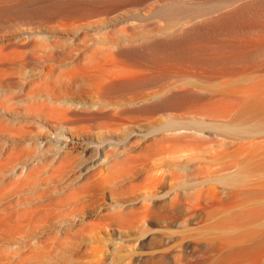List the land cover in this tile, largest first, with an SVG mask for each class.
Instances as JSON below:
<instances>
[{
    "label": "rangeland",
    "instance_id": "1",
    "mask_svg": "<svg viewBox=\"0 0 264 264\" xmlns=\"http://www.w3.org/2000/svg\"><path fill=\"white\" fill-rule=\"evenodd\" d=\"M176 14L161 23L192 16ZM122 16L0 25V264H264V108L208 117L224 106L216 90L228 77L215 86L169 75L102 93L95 80L107 72L88 73L108 57L102 47L144 33ZM119 54L115 69L151 72ZM258 67L252 81L264 79ZM183 84L194 93L178 110L158 105ZM61 102L81 109L69 125L49 121Z\"/></svg>",
    "mask_w": 264,
    "mask_h": 264
},
{
    "label": "bare ground",
    "instance_id": "2",
    "mask_svg": "<svg viewBox=\"0 0 264 264\" xmlns=\"http://www.w3.org/2000/svg\"><path fill=\"white\" fill-rule=\"evenodd\" d=\"M145 6L150 7L151 13L154 11L158 12V10L161 11L162 8H164V10L162 9L159 15H154L152 17H148L147 15V17H144L143 15L139 17L132 16L133 13L137 15L138 13L136 12L145 8ZM119 12H121V14ZM178 12H181L182 14L185 13V17L186 14L192 16H188L189 18L181 22L176 21L177 23L170 21L164 24L161 23V20L165 17L170 18L171 15ZM114 13L119 15H122L123 13L121 18L125 20L124 27L127 31L134 32L133 30L135 29H142L144 30V33L137 44L132 41H126L127 43L119 42L112 46L104 45L102 47L103 49L100 52L101 57L104 54L105 56L108 55V57L102 62L96 64L88 71V73L95 77L97 76L96 78H98L99 75H104V73L107 72L103 78L99 79H102L101 82L98 80L100 82L99 84L97 83L98 81L94 79L96 85L102 86L103 91L105 90L102 92L104 94L106 91L107 93L111 92L110 94H112L113 91H121V89H126L130 86L132 88L137 86L140 88L139 85L143 83L146 85L150 81L162 79L160 82H163V78L169 75H175L174 77L178 76V79H183V77L185 78L186 76L191 77L193 80L196 79V82L199 80H209V82L214 83L210 79H216L218 77H224V80H220L219 83L225 81V77H228V80H226L228 83H230L229 79L231 77L234 82H239L241 79L244 80L249 76L250 78L247 80L253 78L250 75L251 73L255 72V74H258L254 69L257 67L259 71L258 66L264 65V0H0V25L2 26L4 24L6 26L8 24H14L19 21H36L41 24L51 25V27L54 26V28L56 27L57 29V25L60 28L61 25L66 27V24H77L78 26V24L84 20L89 19L90 21L92 17H97L96 19L99 17H101V19H109L112 18ZM178 15L176 14V16ZM176 16H173V18L176 19ZM132 17L136 20H132ZM179 17L177 18L179 19ZM166 21H168V19ZM72 27L74 26H71V28ZM29 31L27 30L26 32ZM32 37L30 36L31 39ZM31 39H29V41H31ZM19 44L21 45L22 43ZM19 53L20 52H18V54ZM117 53H120V56L123 53L126 54L128 62L131 64L141 63L145 58L148 64L146 63L147 65L145 64V66L143 63L142 65L144 68L148 67L149 70L151 69V72L148 73L149 71L147 69V74H144L142 68L141 70L143 72L141 71V73H138V71V75H135L136 72L133 75H130L133 73L130 72V70L128 71L130 73L127 74L128 72L126 68H128L130 64L128 66L125 64L127 66L124 68L126 71H120L119 69L122 67L119 69L116 68L118 69L116 70V66H122L121 64H123V60L119 63L117 61L118 58L113 59V55ZM13 54H16V56L18 55L15 52H13ZM20 55H22V52ZM112 59L116 60V63L112 62ZM0 60H2L1 57ZM126 60L124 61L126 62ZM2 64L3 63H1L0 67ZM112 65H114V70L110 68L113 67ZM130 67H133V65ZM136 68L134 69L136 70ZM132 69L131 71H134V69ZM252 76L256 77L254 74ZM261 79L263 78H259L257 82L252 81V79L249 80V82H242V80L241 82L244 84H241L243 86L241 87L240 82V85L237 82L238 85L236 84V86L238 88L236 87V89L234 86H230L235 84L233 81L234 84L231 83L229 85L231 88L226 86L227 83L225 84V81L223 83L226 87H224L223 90L221 88V84L223 83L218 84L215 80V83L220 85V87L217 85L218 89H221L222 91L217 89L216 91H218V93L216 92V94H218L219 97L216 95L217 98L214 99L217 101V99L221 97L222 102L218 99L220 100L218 104L223 103L224 101V103L221 104L224 106L221 107L222 109L220 108V105H218L219 109L217 107L213 108L216 101L214 104H211L213 103L212 101L210 102L206 100V103L209 102L211 104L209 107L213 108H207L208 110L210 109L209 111L211 113H208L207 116L211 115L213 117V115H216L215 118H217L218 113H222L224 115L221 114L220 117L223 116L225 118V114L229 116L236 109L240 110L241 114L244 115L257 108H264V79ZM73 82L74 84H77L79 88L83 86L82 80L73 79ZM193 83L194 82L192 81V83H189L188 85H192ZM195 83L194 85H196ZM206 83L207 82H205V84ZM245 83L248 85L246 84L245 86ZM184 84L175 88L173 91L167 90L168 93L170 91L169 96L167 94L168 97L158 103V105H172L176 109L179 108L181 106V101L183 102L186 97L191 96L194 93L191 86H188L191 88H185ZM201 84L202 83L200 82V86ZM202 86H204V82ZM139 88L137 90H139ZM200 88L199 90L202 92ZM194 89L197 90V88ZM202 89L204 91L207 89L208 91L207 85L206 89ZM221 92L222 94H220ZM114 93L116 94V92ZM206 93H204V96ZM197 94L198 92H196V96ZM202 94H198L199 97ZM209 97L206 99L209 100ZM190 100L194 101V99L191 98ZM201 101L202 100H200V102ZM80 103L86 105L85 101ZM150 103L148 104L150 105ZM177 103H180V106L177 105V107H175ZM195 103L198 102L194 101V103H189V105L191 106ZM209 103L207 105H209ZM78 105H75V103L63 104L62 102L61 106L59 103L58 105L55 104L53 107V115L51 112V118L49 117V121L60 125H69V116L81 111V109L78 108ZM200 105L201 106L198 104L199 107H204L203 111L206 110L205 105L202 106V103ZM193 106L195 108L198 107L196 104ZM87 107L89 108L90 106ZM187 107L189 108L188 105ZM148 108L150 109V107ZM188 108L187 111L190 110ZM216 108L217 110H215ZM167 109L173 110V107H167ZM200 109L199 111L197 109L194 111L199 113ZM211 110L213 111L211 112ZM151 111H154V109ZM194 111L193 114L197 113ZM203 111L201 110L202 114L205 112ZM214 112H217V114ZM191 113L189 112V114ZM202 114H200V117ZM36 217H39V214H36ZM42 218L40 219L42 220Z\"/></svg>",
    "mask_w": 264,
    "mask_h": 264
}]
</instances>
